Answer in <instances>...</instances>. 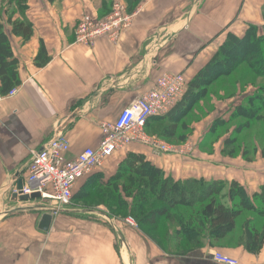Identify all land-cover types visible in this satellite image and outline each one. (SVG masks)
<instances>
[{"label":"crops","instance_id":"crops-1","mask_svg":"<svg viewBox=\"0 0 264 264\" xmlns=\"http://www.w3.org/2000/svg\"><path fill=\"white\" fill-rule=\"evenodd\" d=\"M112 2L26 0L23 9L32 32L24 41L12 34L8 23L22 19L17 0H0V27L9 39L20 79L13 97L0 94V264H218L213 260L216 251L239 264H264V244L252 255L242 247L211 246L207 238L187 254H165L137 228L109 220L103 207L83 216L58 212L49 232L43 233L37 229L44 212L39 203L13 199L12 190L19 181L23 184L31 153L56 133L62 132L69 142L67 158L97 147L100 124L115 120L158 78L182 74L189 82L227 34L242 38L250 25H263L264 0H122L133 19L116 42L77 44L75 29L81 16L103 19ZM41 47L49 61L38 68L34 60ZM211 114L188 127L193 132L186 139L190 151L185 154L159 156L133 145L108 159L97 173L113 174L126 155L134 153L174 180L237 182L249 195L258 192L264 185L261 158L247 162L223 157L219 151L203 152ZM85 180L76 184L74 194Z\"/></svg>","mask_w":264,"mask_h":264},{"label":"trees","instance_id":"trees-1","mask_svg":"<svg viewBox=\"0 0 264 264\" xmlns=\"http://www.w3.org/2000/svg\"><path fill=\"white\" fill-rule=\"evenodd\" d=\"M25 1L17 0L22 19L8 20L12 34L24 41L30 38L32 32L23 9ZM127 12L131 13V9L127 8ZM262 19L264 24V8ZM45 54L41 47L34 60L36 67L47 64L49 58ZM245 63L244 69L236 71ZM234 72L241 73L240 79L234 80V86L243 77L251 76L252 83L264 78V25L261 28L250 25L242 38L227 34L210 62L187 82L185 94L176 104L180 105L179 110L172 112L171 109L165 115L149 118L145 131L164 141L172 142L174 139L180 144L184 143L187 138L184 133L188 129L186 117L205 97L207 89L213 85L211 83L218 84L217 80L221 77L231 78ZM19 84L17 61L13 57L9 39L0 27L1 96H7ZM258 91L262 94L246 96L243 98L244 104L242 100L227 121L218 120L211 127L210 135L235 119L246 120L238 123L224 140V155L235 156L240 143L243 144L238 136L250 132L255 124L264 120L261 114L264 112V85H260ZM158 126H161L159 133ZM88 179L89 183L73 194L72 201L79 199L84 202L85 205L80 207L82 210L96 212L99 207H104L120 219L129 216L135 221L137 229L165 254H187L200 248L203 238H207L211 246L242 247L252 255H258L263 247L264 185L258 192L249 195L237 182L174 180L165 176L144 156L134 153L126 155L112 176L104 179L95 173ZM245 213L255 217L241 222V216Z\"/></svg>","mask_w":264,"mask_h":264},{"label":"built area","instance_id":"built-area-1","mask_svg":"<svg viewBox=\"0 0 264 264\" xmlns=\"http://www.w3.org/2000/svg\"><path fill=\"white\" fill-rule=\"evenodd\" d=\"M133 15L127 12L122 0H113L109 14L103 19L90 15L81 16L75 29V42L91 47L97 39L113 43L132 23ZM187 81L182 74H165L155 85L130 105L124 108L115 120L100 124L101 139L95 148H86L73 158H67L70 145L62 132L56 133L42 149L31 153L27 174L21 189L13 188L12 194L20 200L39 194L38 199L21 201L38 202L42 211L57 215L60 210L70 209L76 184L100 171L105 162L116 153L126 151L130 146L149 148L154 154L173 155L188 152V145L182 148L167 145L156 136L145 133L149 118L167 114L179 103L186 91ZM17 88L7 97H13ZM125 225L137 228L132 218L123 220ZM214 262L218 264H239L216 251Z\"/></svg>","mask_w":264,"mask_h":264},{"label":"rangeland","instance_id":"rangeland-1","mask_svg":"<svg viewBox=\"0 0 264 264\" xmlns=\"http://www.w3.org/2000/svg\"><path fill=\"white\" fill-rule=\"evenodd\" d=\"M244 67H246V63L244 65H241V67L236 71L244 69ZM240 74L241 73L234 72V73H232L231 78H229V77L228 78H222L221 77V78H219V80H217L218 84L216 83V85H215V83H211V84H213V86L214 85L216 86V88H214L216 90L213 91L212 85H211V87H209V89H207V91L205 93V97L202 98V102H200V103L198 102L195 105V107L193 108L192 112L186 117L185 122L188 125V127H191L193 124H197V123L203 121L209 113H212L210 115V120L208 118L211 127L218 120L227 121L228 118L230 117V115H229V113L231 112L230 110L232 108L236 107L243 100V98H245L246 96H248L250 94H258V93L262 94V92L258 91V87L260 85H264V78L255 80L254 83H252V82H250L251 76L250 77H243L242 80H240V83L234 86V80L240 79V77H241ZM223 82L225 83V85ZM227 82H228V84H227ZM249 82H250V84H249ZM220 88L225 89L222 92V94L219 93ZM242 103L244 104V100L242 101ZM227 108H228V111H227ZM261 114L263 115V119H264V112H261ZM213 115H215V116H213ZM218 116H220L221 118L215 119ZM213 119H215V120H213ZM245 121H246L245 119L239 118V119H235V120L229 122L225 126L219 127V129H217V131L215 133H213L212 135H209L208 138L205 139V143H206L207 147L203 149V152H205L207 154H213L214 151H219L220 155L223 157H229V158H235V159L240 158V159H243L247 162H255V159L258 156L259 158H261L264 161V120L262 122H259L258 124H255V126L253 127V129L250 132H244L240 136H238V137H240V140L243 142V144L240 143V147H239L238 151L236 152L235 156L231 157L228 155H224L222 153V149L224 147L223 146L224 140L227 137H229V135L231 134V131L236 127V125L238 123H243ZM207 125H209V124H207ZM160 129H161V126H158L157 127V133L161 132ZM191 130L192 129L188 128L186 133H184L186 135V137L192 135L193 131H191ZM145 133H146V135L153 136V135L148 134L146 131H145ZM247 133H249L250 135L247 136ZM181 134L183 135L182 131H181ZM186 142H187V140L184 143L180 144V141H176L174 139L172 140V142L165 141V143H167V145L172 146V147H180V146L183 147V145ZM214 143H215V145L218 144V145H216L215 150H213V147H212V145ZM188 150L190 151V145H188ZM177 155H179V154H177ZM117 170H118V166L116 167V170H114L113 174H115L117 172ZM98 174L102 175V177L104 179L113 175V174H110L109 172L107 174L106 173H98ZM89 181H90V179L85 180L83 182L84 185L86 183H89ZM80 189L81 188L79 187L77 192L80 191ZM81 205H85V203L79 201V199L77 201L74 200V201H72L70 209L73 211L82 210L80 208ZM103 209L105 210L104 211L105 216H107V218L109 220H112L113 223L116 222V220H118L117 222H119V221L123 222V220H125L126 218H129V216H127L125 218L120 219L119 216L112 214L106 208L103 207ZM109 214L111 216H115V217H111ZM78 215H80V214H78ZM252 217H255V216L250 214V213L249 214L245 213L241 216L240 221L242 222V221H244V219H248V218H252ZM105 222H108V221H105Z\"/></svg>","mask_w":264,"mask_h":264},{"label":"water","instance_id":"water-1","mask_svg":"<svg viewBox=\"0 0 264 264\" xmlns=\"http://www.w3.org/2000/svg\"><path fill=\"white\" fill-rule=\"evenodd\" d=\"M22 188V181H19L18 182V185H17V189H21ZM16 196L13 195V199L15 198ZM39 198V194H32L30 197H27V196H23L20 198V200H28V199H31V200H34V199H38ZM59 212L63 213V212H71V213H78V214H85V213H92L93 211H88V210H67V209H63V210H60ZM53 221V215L50 213V212H43L40 220H39V223L37 225V229L43 233H48L49 232V229L51 227V223Z\"/></svg>","mask_w":264,"mask_h":264}]
</instances>
